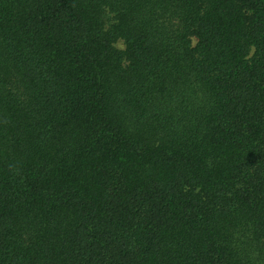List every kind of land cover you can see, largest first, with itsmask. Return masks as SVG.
Returning a JSON list of instances; mask_svg holds the SVG:
<instances>
[{"label": "trees", "instance_id": "trees-1", "mask_svg": "<svg viewBox=\"0 0 264 264\" xmlns=\"http://www.w3.org/2000/svg\"><path fill=\"white\" fill-rule=\"evenodd\" d=\"M0 264H264V0H0Z\"/></svg>", "mask_w": 264, "mask_h": 264}, {"label": "rangeland", "instance_id": "rangeland-1", "mask_svg": "<svg viewBox=\"0 0 264 264\" xmlns=\"http://www.w3.org/2000/svg\"><path fill=\"white\" fill-rule=\"evenodd\" d=\"M108 16L110 17L111 15L109 14ZM114 45L120 50H123L125 48V44L122 40H117Z\"/></svg>", "mask_w": 264, "mask_h": 264}]
</instances>
